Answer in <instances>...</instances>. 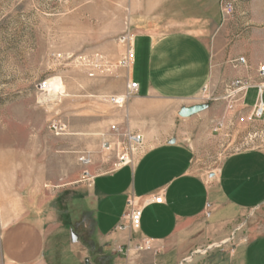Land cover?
<instances>
[{"label": "crops", "instance_id": "1", "mask_svg": "<svg viewBox=\"0 0 264 264\" xmlns=\"http://www.w3.org/2000/svg\"><path fill=\"white\" fill-rule=\"evenodd\" d=\"M128 25L133 62L110 80L109 92L122 94L127 82H135L136 95L124 112L95 97L61 102L51 118L66 127V135L36 134L35 170L14 176L3 188L12 202L5 210L12 213L0 233V264H51L54 247L56 264H84L90 249L79 239L68 249L75 257L64 255L71 236L66 216L74 200L87 207L82 224L98 232L92 241L95 264H118L119 246L129 264H264V234L254 230L257 222L246 245L220 260L196 256L204 243L238 237L229 227L264 206V147L228 155L212 179L195 170L199 154L213 141L215 124L229 117L227 102L218 98L207 105V100L237 78L248 79L257 95L264 85L258 69L264 40L242 37L249 44L228 48L232 40L219 0H129ZM238 57L247 65L233 64ZM245 100L237 105L241 114L255 104L248 107ZM21 127L45 131L43 123ZM111 127L117 135L139 133L142 149L130 165L108 172L98 173V163H92L87 182L75 155L89 152L94 158L101 141L113 135ZM159 194L162 203L144 206L136 232L119 229L128 226L129 197L142 204ZM143 240L151 241L152 251L135 250Z\"/></svg>", "mask_w": 264, "mask_h": 264}, {"label": "rangeland", "instance_id": "2", "mask_svg": "<svg viewBox=\"0 0 264 264\" xmlns=\"http://www.w3.org/2000/svg\"><path fill=\"white\" fill-rule=\"evenodd\" d=\"M128 1L0 0V233L11 221L8 215L12 213L5 210L12 202L6 201L11 196L2 194L3 188L9 186L8 183L12 182L14 176L20 177L25 172L35 170L36 134L49 133L52 137H61L49 130L50 123L56 120L51 117L58 112L57 107L61 102L72 103L81 97H95L116 110H126L128 101L122 108H118L111 99L122 97L129 82L122 94H110L109 90L112 86L110 80L129 70L124 65L130 38ZM229 2L232 14L221 15L228 26L230 41L232 40L228 48L249 44V39L243 43L242 37L246 39L256 36L264 40V0ZM262 66L264 64H259L258 69ZM52 79L61 82L64 93L51 96L43 90L46 88L45 84ZM223 95L224 87L219 95L207 100V105L212 104L215 99H221ZM255 101L256 91L250 89L245 104L250 107ZM251 109H248V114H241L242 109H238V106H234L232 110L229 108V117L221 120L225 125L224 129L214 132V126L213 141L195 161L198 175L212 179L228 155L244 149L264 147V121L251 117ZM24 123H43L45 131L25 130L21 127ZM127 132L130 131L126 130L121 134ZM112 138L115 137L111 135L109 139ZM104 140L95 154L97 161L92 156L93 163L99 165L98 173L114 169L116 161L111 153L102 149ZM119 140L124 145L126 138L122 136ZM79 153L75 156L82 175L86 170L89 177H92L89 167L93 164L87 168L80 166L77 161ZM85 179L87 182L90 180ZM60 202L61 195L58 194L54 204ZM86 212L85 203L69 201L66 229L70 234H76L79 241L90 249L84 264H95L99 260L92 241L96 239L98 232L92 226L85 227L82 224V217ZM254 215L246 213L244 217H238L236 225L229 227L230 231L238 230V237L231 236L224 242L204 243L202 247L199 246L200 253L196 256L201 257L203 262L210 261L211 258L213 261L220 260L222 255L235 246L246 245L252 236L253 222L260 224L254 230L264 234V206ZM70 243L71 236L65 249L63 248L64 255L74 258V252L68 250L71 249ZM58 252L54 247L51 264H56ZM200 262L197 264H201Z\"/></svg>", "mask_w": 264, "mask_h": 264}, {"label": "built area", "instance_id": "3", "mask_svg": "<svg viewBox=\"0 0 264 264\" xmlns=\"http://www.w3.org/2000/svg\"><path fill=\"white\" fill-rule=\"evenodd\" d=\"M220 9L222 16H230L232 14V6L229 0H220ZM127 41L126 39L124 40ZM129 44V51L125 58L124 65L126 68H130L133 62V52L130 48V38L128 40ZM236 63V65L246 66L247 60L244 57H239L236 60L232 61ZM259 79L264 80V66L259 69ZM46 85V84H45ZM44 85V86H45ZM252 88V85L248 79L244 78H237L227 82L224 85V95L221 98L222 100L226 101L228 105H230V109L238 104H242L246 98L247 92L249 89ZM138 91V84L135 82H129L126 86V92L122 97L112 98L111 101L116 105L118 108H122L126 101H128L131 97L135 96ZM263 93H264V85H259L257 87V95L256 101L254 106L251 109V117L255 119H260L264 121V101H263ZM211 98H209L210 100ZM218 100V99H215ZM224 123L218 122L215 125L214 132H219L220 130L224 129ZM49 130L56 136H63L66 134L65 127L59 123L58 121L54 120L49 125ZM113 133V137L111 136L105 139L102 142V149L106 150L107 152L112 154V158L115 159L114 168H119L123 166L130 165L134 159V155L142 148L143 146V137L140 134L130 133L127 132L124 135H117L116 128L111 127ZM125 136L126 140L124 145L120 143L119 138ZM110 159L108 158V161ZM78 163L80 166L87 168L93 163L92 155L89 152H81L79 153ZM113 170V169H112ZM111 171V170H110ZM83 175L85 178L91 179L89 174L86 170L83 171ZM88 176V177H87ZM161 204L162 203V195L159 194L154 196L151 200L146 201L142 204L138 202V199L131 196L126 201V218L128 220V226H120V230H126L127 228L131 232H136L141 225V218H142V211L144 206L149 204ZM128 247V246H125ZM135 250L137 252H149L153 250L152 243L150 240H143L141 243H137L135 245ZM116 255L118 258V264H129L127 259V251L125 250L124 246H119L116 249ZM182 264V263H180Z\"/></svg>", "mask_w": 264, "mask_h": 264}, {"label": "bare ground", "instance_id": "4", "mask_svg": "<svg viewBox=\"0 0 264 264\" xmlns=\"http://www.w3.org/2000/svg\"><path fill=\"white\" fill-rule=\"evenodd\" d=\"M48 92L49 95L53 96L55 94L64 93V87L61 85V82L58 79H52L46 84V88L43 89Z\"/></svg>", "mask_w": 264, "mask_h": 264}, {"label": "water", "instance_id": "5", "mask_svg": "<svg viewBox=\"0 0 264 264\" xmlns=\"http://www.w3.org/2000/svg\"><path fill=\"white\" fill-rule=\"evenodd\" d=\"M71 242L72 243H77L78 242V237L74 233H71Z\"/></svg>", "mask_w": 264, "mask_h": 264}]
</instances>
